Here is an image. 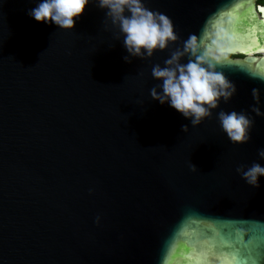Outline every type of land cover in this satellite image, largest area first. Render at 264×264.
Wrapping results in <instances>:
<instances>
[{
  "label": "water",
  "instance_id": "1",
  "mask_svg": "<svg viewBox=\"0 0 264 264\" xmlns=\"http://www.w3.org/2000/svg\"><path fill=\"white\" fill-rule=\"evenodd\" d=\"M36 2L0 0V264H161L168 240L169 264H194L215 234L243 225L264 238V177L254 189L235 171L258 159L264 118L246 144L215 113L193 127L149 95L151 65L166 53L125 62L94 3L61 31L27 15ZM147 6L181 41L196 35L235 85L220 109L250 113L253 88L264 106V5Z\"/></svg>",
  "mask_w": 264,
  "mask_h": 264
},
{
  "label": "clouds",
  "instance_id": "2",
  "mask_svg": "<svg viewBox=\"0 0 264 264\" xmlns=\"http://www.w3.org/2000/svg\"><path fill=\"white\" fill-rule=\"evenodd\" d=\"M93 3L105 12V31L110 30L115 40L122 41L127 52L125 62H130V58L150 60L154 54L166 53L162 62L151 65L150 75L155 81L149 89L152 100L167 104L193 127L215 113L220 129L231 142H249L255 118H264L259 89H252L255 103L250 113L254 116L244 110L220 109L221 103L235 95V85L219 70L218 62H210L201 53L196 35L181 41L171 18L148 7L147 0H37L27 15L37 23L71 31L85 6ZM181 131L187 132L188 126L182 125ZM257 157L250 165L235 169L254 189L260 187V178L264 177V163L260 162L264 161V147L257 149ZM189 167L190 171L198 170L193 163ZM194 264H264V238L258 242L243 225L223 238L215 234L203 242Z\"/></svg>",
  "mask_w": 264,
  "mask_h": 264
},
{
  "label": "snow or ice",
  "instance_id": "3",
  "mask_svg": "<svg viewBox=\"0 0 264 264\" xmlns=\"http://www.w3.org/2000/svg\"><path fill=\"white\" fill-rule=\"evenodd\" d=\"M264 11V10H262ZM244 50V49H242ZM261 51H264V49H260ZM173 251L172 247V240H168L165 243V247L163 249L164 255L162 256V264H169L170 256Z\"/></svg>",
  "mask_w": 264,
  "mask_h": 264
},
{
  "label": "flooded vegetation",
  "instance_id": "4",
  "mask_svg": "<svg viewBox=\"0 0 264 264\" xmlns=\"http://www.w3.org/2000/svg\"><path fill=\"white\" fill-rule=\"evenodd\" d=\"M263 1V0H262ZM257 2L259 3V0H257ZM259 4H262V5H264V2H261V3H259Z\"/></svg>",
  "mask_w": 264,
  "mask_h": 264
},
{
  "label": "trees",
  "instance_id": "5",
  "mask_svg": "<svg viewBox=\"0 0 264 264\" xmlns=\"http://www.w3.org/2000/svg\"><path fill=\"white\" fill-rule=\"evenodd\" d=\"M261 2H264V0L262 1V0H259V3H261Z\"/></svg>",
  "mask_w": 264,
  "mask_h": 264
}]
</instances>
